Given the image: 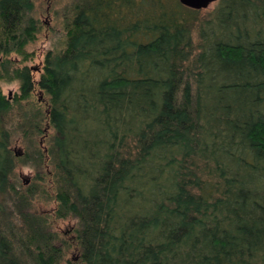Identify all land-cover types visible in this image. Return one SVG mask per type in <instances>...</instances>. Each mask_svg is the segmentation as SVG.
I'll return each mask as SVG.
<instances>
[{"label": "trees", "instance_id": "1", "mask_svg": "<svg viewBox=\"0 0 264 264\" xmlns=\"http://www.w3.org/2000/svg\"><path fill=\"white\" fill-rule=\"evenodd\" d=\"M36 9L0 0V264H264V0Z\"/></svg>", "mask_w": 264, "mask_h": 264}, {"label": "rangeland", "instance_id": "2", "mask_svg": "<svg viewBox=\"0 0 264 264\" xmlns=\"http://www.w3.org/2000/svg\"><path fill=\"white\" fill-rule=\"evenodd\" d=\"M71 0H36V7L37 12L36 16L39 18L43 23L47 24L48 26L53 25L54 22V11L60 10L66 4H68ZM217 3L210 6V8L206 9L201 15V19L208 18V14L215 9ZM46 25V26H47ZM59 29V27H58ZM53 39L52 35L48 32V30H44L38 38V41L35 44H32L28 47V52L36 53L37 59L28 63L29 66H42L45 54L51 48L50 42ZM50 41V42H49ZM3 93L6 96L13 97L15 94H19V85L17 83L14 84H3L2 85ZM12 148L15 150H23L25 148L24 144L18 142L12 145ZM18 173L23 175V178L26 180L31 179L35 174L36 170L32 167H20ZM55 208V204L53 203H46V202H37L35 204V210L38 212H45L50 211ZM75 226V221L73 220H66L60 221L56 226L55 230L64 233L67 236H70L71 229ZM76 254L71 251L68 254L69 258L75 257Z\"/></svg>", "mask_w": 264, "mask_h": 264}, {"label": "water", "instance_id": "3", "mask_svg": "<svg viewBox=\"0 0 264 264\" xmlns=\"http://www.w3.org/2000/svg\"><path fill=\"white\" fill-rule=\"evenodd\" d=\"M219 0H179V2L192 10L201 11L210 8L211 5L218 3Z\"/></svg>", "mask_w": 264, "mask_h": 264}]
</instances>
